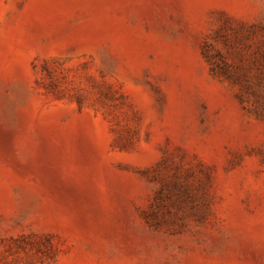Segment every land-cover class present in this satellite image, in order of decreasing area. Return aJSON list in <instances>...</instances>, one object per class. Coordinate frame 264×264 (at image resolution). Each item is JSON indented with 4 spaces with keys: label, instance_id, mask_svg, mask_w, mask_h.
Returning <instances> with one entry per match:
<instances>
[{
    "label": "rangeland",
    "instance_id": "374dc122",
    "mask_svg": "<svg viewBox=\"0 0 264 264\" xmlns=\"http://www.w3.org/2000/svg\"><path fill=\"white\" fill-rule=\"evenodd\" d=\"M0 264H264V0H0Z\"/></svg>",
    "mask_w": 264,
    "mask_h": 264
}]
</instances>
